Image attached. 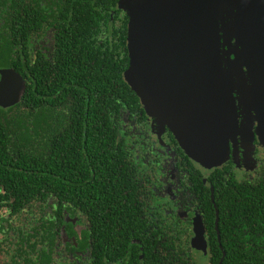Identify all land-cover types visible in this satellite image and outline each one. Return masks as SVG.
I'll list each match as a JSON object with an SVG mask.
<instances>
[{
	"label": "trees",
	"instance_id": "1",
	"mask_svg": "<svg viewBox=\"0 0 264 264\" xmlns=\"http://www.w3.org/2000/svg\"><path fill=\"white\" fill-rule=\"evenodd\" d=\"M120 1L0 0V69L25 82L18 103L0 107V264H82L74 252L84 248L96 264L97 247L122 264L138 260L137 248L117 239L141 203L120 178L148 156L138 135L148 115L124 79ZM37 40L51 44L50 55L32 52ZM218 187L222 243L209 245L208 264H264V183ZM79 212L89 223L81 238L65 224ZM213 220L211 212L206 230L215 239ZM176 223L165 233L177 237L149 244L144 264H194L188 227Z\"/></svg>",
	"mask_w": 264,
	"mask_h": 264
},
{
	"label": "water",
	"instance_id": "2",
	"mask_svg": "<svg viewBox=\"0 0 264 264\" xmlns=\"http://www.w3.org/2000/svg\"><path fill=\"white\" fill-rule=\"evenodd\" d=\"M119 8L128 16L124 79L190 159L221 165L237 135L250 148L254 125L264 141V0H121ZM24 88L18 73L0 69L1 108ZM194 233L192 248L205 253L202 226Z\"/></svg>",
	"mask_w": 264,
	"mask_h": 264
},
{
	"label": "flooded vegetation",
	"instance_id": "3",
	"mask_svg": "<svg viewBox=\"0 0 264 264\" xmlns=\"http://www.w3.org/2000/svg\"><path fill=\"white\" fill-rule=\"evenodd\" d=\"M35 43L40 45L32 49L35 55L42 53L50 55L48 50L51 47L50 43L39 42L38 40ZM234 95L236 96L235 93ZM235 104L238 113V128L245 131L249 118L246 114L241 113L242 109L238 107L237 101ZM139 128L138 135L142 146L147 149L145 154L148 156L139 159L144 163L135 166V172L131 173L130 171L126 179L121 176L120 182L124 185L120 183V189L126 195L134 184L141 203L140 206H136L132 214H129L131 216L130 221L123 224L124 230L120 233V237H117L120 243L125 242V246L130 247L131 245V249L132 246H135L139 253L136 261H134L135 258H132L133 255L123 257L127 264H144L143 251L149 247V244L156 243L158 245L160 242H171L177 236L173 238L166 236L165 226L167 224L178 225L176 222H180V224H185L188 227V242L194 264H198L197 261L202 260H206V264H208L209 245L215 242L220 248L222 243L218 230L219 208L217 200L223 201L224 196L217 197L220 189L218 186L228 184L229 181L232 184L253 186L264 183V158L261 157L259 149L255 147V145L257 146L256 125L252 128L253 137L251 140L254 150L250 152L248 148L243 147V137L237 135L233 141L229 140L230 151L226 161L212 169H205L182 151L183 154L169 129L166 126L161 128L153 118L145 115L141 119ZM247 151L249 155L246 154ZM224 207L228 212V205ZM129 212L131 211L126 210L124 216ZM211 212L214 214L215 239L209 237L206 230L211 223ZM104 222H106L105 219H102V223ZM216 222L217 229L215 228ZM115 223H117L116 220L114 226L119 224V222ZM65 224H70L79 238L83 237L82 233L86 232L89 225L84 212H79L75 217H66ZM196 224L203 228V239L206 244L205 253L191 246V241L195 237L194 228ZM67 233H69V228L66 227V236H62L65 241L68 240ZM72 240L74 241V237ZM104 241V237L99 235L98 242ZM74 247L77 248V245L75 244ZM95 250L96 264H122L123 258L115 259L113 256H104L100 247ZM155 252L156 250H154ZM74 256H78L82 264H91L88 248L76 250Z\"/></svg>",
	"mask_w": 264,
	"mask_h": 264
},
{
	"label": "rangeland",
	"instance_id": "4",
	"mask_svg": "<svg viewBox=\"0 0 264 264\" xmlns=\"http://www.w3.org/2000/svg\"><path fill=\"white\" fill-rule=\"evenodd\" d=\"M233 89H235V91H236V90L238 89V88H237V85H234V86H233ZM238 90H239V89H238ZM239 91H240V90H239ZM235 94H236V96H239L238 93L235 92ZM240 98H241V96H240ZM149 117L152 118L151 116H149ZM255 139H256V142H257V146L255 145V147L259 149V152H260L261 157L264 158V141H262V139L259 138L257 135H256ZM252 150H254V148H253V146L251 145L250 148H249V151L252 152ZM246 154L249 155V154H248V151H247ZM194 252H195V251H194ZM196 253H197V252H196ZM200 255H201V254H200ZM197 258H198V257H197ZM197 262H198V264H206V263H207L206 260L197 261Z\"/></svg>",
	"mask_w": 264,
	"mask_h": 264
}]
</instances>
